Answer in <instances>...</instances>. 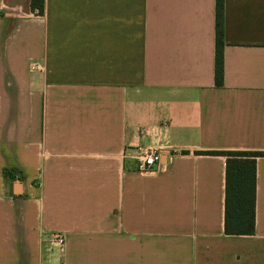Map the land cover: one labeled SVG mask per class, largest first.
Wrapping results in <instances>:
<instances>
[{"label":"crops","instance_id":"crops-1","mask_svg":"<svg viewBox=\"0 0 264 264\" xmlns=\"http://www.w3.org/2000/svg\"><path fill=\"white\" fill-rule=\"evenodd\" d=\"M30 1L0 0V264H264V157L231 236L225 158L196 154L264 152V0H223L221 86L215 0Z\"/></svg>","mask_w":264,"mask_h":264},{"label":"trees","instance_id":"trees-1","mask_svg":"<svg viewBox=\"0 0 264 264\" xmlns=\"http://www.w3.org/2000/svg\"><path fill=\"white\" fill-rule=\"evenodd\" d=\"M30 10L43 15L44 1L31 0ZM223 0H215L214 81L223 80ZM225 158L224 233L231 236H251L255 228V193L257 158L264 152L228 151L196 152Z\"/></svg>","mask_w":264,"mask_h":264},{"label":"built area","instance_id":"built-area-1","mask_svg":"<svg viewBox=\"0 0 264 264\" xmlns=\"http://www.w3.org/2000/svg\"><path fill=\"white\" fill-rule=\"evenodd\" d=\"M32 68H36L33 65ZM146 136L144 129L139 130L138 138H143ZM128 155L138 165V172L142 174L151 173L155 170L156 167L160 164L162 153L155 145H143L140 144L137 140L134 141L128 148ZM56 245L63 244V237L57 235L54 237Z\"/></svg>","mask_w":264,"mask_h":264}]
</instances>
